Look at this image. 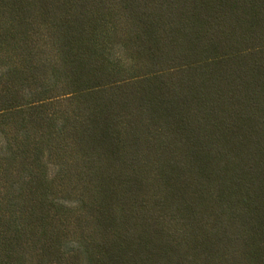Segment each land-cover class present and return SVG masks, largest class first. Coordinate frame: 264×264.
I'll return each mask as SVG.
<instances>
[{
  "label": "trees",
  "instance_id": "obj_1",
  "mask_svg": "<svg viewBox=\"0 0 264 264\" xmlns=\"http://www.w3.org/2000/svg\"><path fill=\"white\" fill-rule=\"evenodd\" d=\"M0 264H264V0H0Z\"/></svg>",
  "mask_w": 264,
  "mask_h": 264
}]
</instances>
